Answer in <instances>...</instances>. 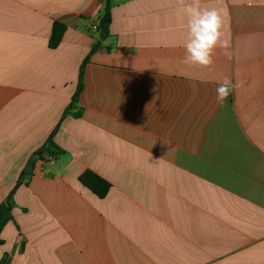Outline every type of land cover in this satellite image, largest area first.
<instances>
[{"label":"crops","instance_id":"1","mask_svg":"<svg viewBox=\"0 0 264 264\" xmlns=\"http://www.w3.org/2000/svg\"><path fill=\"white\" fill-rule=\"evenodd\" d=\"M110 2L81 116L16 191L0 264H264V0H201L233 51L210 69L183 62L180 0ZM106 4L0 0V204L70 105ZM225 77L239 87L219 104ZM87 171L111 184L104 199Z\"/></svg>","mask_w":264,"mask_h":264},{"label":"trees","instance_id":"2","mask_svg":"<svg viewBox=\"0 0 264 264\" xmlns=\"http://www.w3.org/2000/svg\"><path fill=\"white\" fill-rule=\"evenodd\" d=\"M111 2L107 0L106 7L104 9L103 14L100 16L99 24L96 28V31L99 33V40L94 43L90 53L87 55L85 60L82 63L79 73V81L77 86V91L72 98L70 105L66 108L61 121L57 128L52 132L49 136L43 147H41L38 151H36L32 157L29 159L25 169L22 171L19 180L17 181L14 189L11 191L7 199L0 204V246L3 245V240L1 238V233L5 226L11 221L12 219V211L15 208V200L14 196L18 188L25 184L27 180H29L34 174V168L38 161H46L50 159H59L60 157L64 156L65 152L60 149L54 142V138L58 132V129L62 123V121L68 117L73 116L75 118H80L81 112L74 113V110L77 109V104L79 98L84 90V75H85V68L87 64L90 62L92 56L98 52L102 48V42L105 41L110 36V25H111ZM66 27L62 23L55 22L52 29V34L49 40V47L51 49H56L65 34ZM45 152H48V155L45 156ZM80 182L91 190L97 197L104 199L109 191L111 190V184L100 177L99 175L87 171L80 176Z\"/></svg>","mask_w":264,"mask_h":264},{"label":"clouds","instance_id":"3","mask_svg":"<svg viewBox=\"0 0 264 264\" xmlns=\"http://www.w3.org/2000/svg\"><path fill=\"white\" fill-rule=\"evenodd\" d=\"M180 11L187 17L188 36L184 44V63L203 69H210L215 61V51L223 49L224 56L231 60L233 51L224 38V18L222 11L215 7H201V0H180ZM239 87L225 77L216 88V100L224 104L233 91Z\"/></svg>","mask_w":264,"mask_h":264},{"label":"built area","instance_id":"4","mask_svg":"<svg viewBox=\"0 0 264 264\" xmlns=\"http://www.w3.org/2000/svg\"><path fill=\"white\" fill-rule=\"evenodd\" d=\"M97 25H98V23L94 26V29H96L97 28Z\"/></svg>","mask_w":264,"mask_h":264},{"label":"water","instance_id":"5","mask_svg":"<svg viewBox=\"0 0 264 264\" xmlns=\"http://www.w3.org/2000/svg\"><path fill=\"white\" fill-rule=\"evenodd\" d=\"M45 156H47L48 155V152H45V154H44Z\"/></svg>","mask_w":264,"mask_h":264}]
</instances>
